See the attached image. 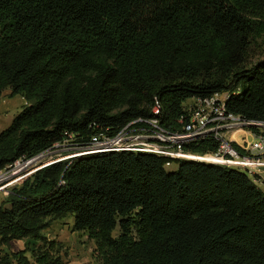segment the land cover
Wrapping results in <instances>:
<instances>
[{
	"label": "trees",
	"instance_id": "obj_1",
	"mask_svg": "<svg viewBox=\"0 0 264 264\" xmlns=\"http://www.w3.org/2000/svg\"><path fill=\"white\" fill-rule=\"evenodd\" d=\"M263 37L264 0H0V99L27 101L0 132V170L65 131L114 134L156 100L171 132L188 100L216 92L264 120V53L250 54ZM218 146L207 136L184 150ZM68 215L96 264H264V190L232 166L127 150L55 161L0 201V264H71L44 233ZM22 239L43 244L4 249Z\"/></svg>",
	"mask_w": 264,
	"mask_h": 264
},
{
	"label": "built area",
	"instance_id": "obj_2",
	"mask_svg": "<svg viewBox=\"0 0 264 264\" xmlns=\"http://www.w3.org/2000/svg\"><path fill=\"white\" fill-rule=\"evenodd\" d=\"M227 92H216L206 97H195L186 103L185 113L179 118L181 130L171 132L160 123L161 104L155 101L152 114L128 122L116 133L98 131L89 142L78 141L65 131L63 140L31 158L21 157L0 170V191L14 183H21L37 169L55 161L73 156L107 151H141L164 155L171 159L185 158L246 171L256 181L264 168V120H249L229 111ZM241 130L250 133L254 140H244L240 151L233 145V133ZM207 136L219 141L216 151L195 154L184 150V145ZM54 153V154H53ZM42 164L33 166L37 160ZM171 161L167 166H171Z\"/></svg>",
	"mask_w": 264,
	"mask_h": 264
},
{
	"label": "rangeland",
	"instance_id": "obj_3",
	"mask_svg": "<svg viewBox=\"0 0 264 264\" xmlns=\"http://www.w3.org/2000/svg\"><path fill=\"white\" fill-rule=\"evenodd\" d=\"M259 44L256 42L255 45H252L250 49V54L254 58H259L264 53V37L259 39ZM261 45V46H259ZM8 92L6 91L5 94ZM6 100L11 101L9 105H6V109H11L9 115L0 116V132L7 128L12 120V117H15L19 112L20 108L15 110L13 99L6 97ZM190 101V100H188ZM3 103H0V107ZM8 107V108H7ZM12 116V117H10ZM10 117V118H9ZM54 154V153H53ZM47 159L42 158L37 160L33 166L42 164ZM169 168L174 169L175 164L168 166ZM19 183H14L4 190L0 191V201L4 199L9 192V190ZM73 217L68 215L61 219H56L52 221L49 227L44 230L46 237L49 240H54L56 242V249L60 252L63 258L70 262L71 264H82L87 262L97 263L95 256L96 243L86 231H75L72 229ZM118 230L114 232L117 234ZM41 241L34 239H22V240H13L9 246H4L6 251H18L21 249H36L38 246L42 245ZM30 254V251L28 252Z\"/></svg>",
	"mask_w": 264,
	"mask_h": 264
},
{
	"label": "crops",
	"instance_id": "obj_4",
	"mask_svg": "<svg viewBox=\"0 0 264 264\" xmlns=\"http://www.w3.org/2000/svg\"><path fill=\"white\" fill-rule=\"evenodd\" d=\"M8 93L5 94L1 99H0V103H3L2 106L0 107V116L2 115H9V112H11V109H6V105H9L11 103V101H7L6 97L12 98L13 103H14V108L15 110L17 108L21 109L24 107V105L27 103L26 99L20 95V94H16L13 96L9 95V90L7 91ZM8 108V107H7ZM12 117V116H10ZM9 117V118H10ZM14 119V117H12V120ZM233 141L236 142L238 145L242 146L244 144V140H247L249 142H251L252 140H254V137L248 133V132H244L241 130H238L236 132L233 133ZM261 177L259 178V180H257L258 185L264 190V168L261 170Z\"/></svg>",
	"mask_w": 264,
	"mask_h": 264
}]
</instances>
